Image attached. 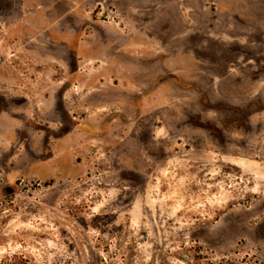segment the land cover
<instances>
[{"label": "rangeland", "instance_id": "obj_1", "mask_svg": "<svg viewBox=\"0 0 264 264\" xmlns=\"http://www.w3.org/2000/svg\"><path fill=\"white\" fill-rule=\"evenodd\" d=\"M0 264H264V0H0Z\"/></svg>", "mask_w": 264, "mask_h": 264}]
</instances>
